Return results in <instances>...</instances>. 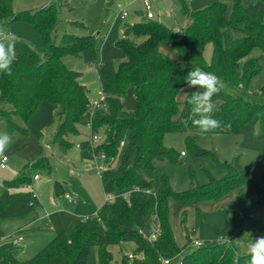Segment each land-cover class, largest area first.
Returning <instances> with one entry per match:
<instances>
[{"label":"trees","instance_id":"trees-1","mask_svg":"<svg viewBox=\"0 0 264 264\" xmlns=\"http://www.w3.org/2000/svg\"><path fill=\"white\" fill-rule=\"evenodd\" d=\"M186 14L189 22L181 33L148 17L125 25L116 46L125 52L126 59L116 66L110 57H103L97 67L101 97L106 105L94 111L91 132L96 133L101 126L106 130L103 142L94 149L96 153H105L109 163L118 159L115 168L108 166L102 172L104 190L119 192L139 186L142 191H133L129 199L120 196L104 203L97 213L81 218L70 233L62 230L55 234L28 259H19L17 248L0 249V264H87L94 245L100 246L99 264H110L107 246L122 241L135 242L133 252L144 253L135 261L124 255L123 264H161V257L173 258L183 250L176 244L169 225L168 199L173 196L189 205L234 190L238 198L232 216L224 207L213 212H197L201 244L181 255V264H246L250 259L239 246L246 239L234 231L243 228L246 221L254 222L258 231H264V225L252 216L264 207V189L254 184L238 158L231 163L222 162L214 152L199 148L196 139L187 135L185 142L194 154L212 156L226 169V174L181 192L170 186L167 174L162 177L160 189L155 190L153 161L175 157L176 151L163 143L166 133L179 131L182 122L196 129L192 123V105L188 103L196 89L188 88L185 83L189 71L199 67L225 82L248 87L261 70L260 58L250 54L255 48L264 54V0L249 4L233 0L231 8L222 0H210L202 9H186ZM15 20L33 23L42 35L43 44L34 47L23 40H8L15 45L16 60L10 76L0 74V113H5L11 122V114L29 119L43 101L57 105L53 141L67 153L72 145L69 136L81 132L92 102L88 87L79 80L81 72L68 68L63 56L79 54L90 45L93 35L65 34L57 42L52 34L56 23L52 6L13 12L12 0H0V27ZM138 37L142 40L136 42L134 39ZM209 41L213 44V55L207 64L204 48ZM165 44L174 48L176 58L164 52ZM131 87L137 100L133 110L126 108L123 99ZM184 87L187 92L180 107L178 94ZM257 94L258 99L253 102L224 91L214 96L213 101H219L214 117L222 122V127L212 132H239L257 114L264 125V85ZM5 102L12 105L11 111L3 109ZM27 167L17 178L4 181L0 223L8 218H24L41 206L34 191L22 188L32 181ZM247 188L257 192L255 199ZM145 189H153L156 195L146 193ZM155 215L161 231L150 243L140 229L149 232ZM191 243L189 240L188 244Z\"/></svg>","mask_w":264,"mask_h":264},{"label":"rangeland","instance_id":"rangeland-1","mask_svg":"<svg viewBox=\"0 0 264 264\" xmlns=\"http://www.w3.org/2000/svg\"><path fill=\"white\" fill-rule=\"evenodd\" d=\"M148 1L154 15L153 19L180 33L189 22L186 9H202L210 2V0ZM222 1L226 2L229 8L232 7L233 0ZM256 1L244 0V3ZM119 4L127 10L126 18L118 16ZM44 6H52L55 11L56 23L52 34L57 42L65 34L93 35L89 46L83 48L79 54L64 55L63 60L68 68L81 72L79 80L88 87L90 101L96 102L102 95L97 67L103 57H110L116 66L126 59L125 52L116 46V41L122 38L125 25L147 19L144 0H12L13 12ZM2 28L11 33L8 37L10 41L23 40L34 47L43 44L42 35L31 22L15 20ZM134 40L139 42L142 38ZM163 50L176 58L172 46L168 47L165 44ZM212 55L213 44L209 41L204 48L207 64L211 63ZM250 56L260 58L261 70L252 77L248 87L226 82L227 88L222 91L253 102L258 99L257 92L264 85V54L260 48H255ZM186 92L187 88L184 87L178 94L180 107ZM123 99L127 109L136 108L137 100L132 87L128 89ZM213 102L216 110L219 101ZM2 107L6 111L12 110V105L8 102L3 103ZM57 109V105L43 101L29 119L20 114H11V122L5 113H0V132L7 133L12 140L10 146L0 154V160L3 156L8 159L5 167L0 166V194L5 188L4 181L17 178L21 170L28 166L27 172L32 178L30 186L35 188L34 192L43 203V206L38 207L31 215L4 219L0 223V228L4 232L1 248H17L18 258L22 260L34 256L58 232L65 230L70 233L81 216L97 213L106 203L107 196L102 184V172L106 167L115 168L118 164V159H113L109 163L100 156L101 152H95L94 148L104 140L102 137L105 135L106 127L98 128L96 134L100 136V140L93 142L90 127L91 108L81 124V132L69 136L72 145L68 152L64 153L60 145L53 141L57 126L55 117ZM187 135L196 139L199 148L214 152L222 162L231 163L238 158L243 168L250 172L254 184L264 189V125L257 114L239 132L201 134L197 129H191L182 122L179 131L166 133L163 143L174 149L176 154L174 158L153 161L155 190L160 189L164 174L168 175L170 186L178 192L188 190L197 184H206L211 177L221 179L226 174V169L212 156L195 155L185 142ZM182 151L185 155H182ZM37 160L40 162L35 164ZM100 163L104 164L103 169L99 168ZM35 174L39 175L37 180L33 178ZM246 190L253 199L257 197L254 189ZM66 194H69V197L66 198ZM237 198L238 192L234 190L216 199L200 200L189 205L182 204L173 196L168 199L169 225L176 244L183 249L181 255L198 247L193 244L199 236L196 227L197 212H212L224 207L232 216ZM53 199L57 204H53ZM76 205L81 206L76 208ZM252 216L264 225V207L257 209ZM30 217H38L41 229L30 233L19 231L18 227L25 224ZM234 233L246 239L239 242L243 252H247V246L252 239L264 235V231H258L256 224L250 221H246L243 228L237 227ZM15 238L18 240L14 241ZM189 240H192L191 244H188ZM135 247L133 241L108 245L107 250L111 253L110 264H123L124 255L133 253ZM99 257L100 246L94 245L87 264H99ZM135 260L136 257L131 261ZM174 262L172 260V263Z\"/></svg>","mask_w":264,"mask_h":264},{"label":"clouds","instance_id":"clouds-1","mask_svg":"<svg viewBox=\"0 0 264 264\" xmlns=\"http://www.w3.org/2000/svg\"><path fill=\"white\" fill-rule=\"evenodd\" d=\"M10 35V32L0 27V74L9 76L16 60L15 45L8 42ZM185 83L188 88L196 89L188 99V103L192 105L194 127L201 134L221 128L222 122L214 117L216 106L213 97L227 88L226 82L214 73L197 67L187 73ZM11 143V137L5 132H0V154H3ZM247 255L250 259L246 264H264V235L252 239L247 246Z\"/></svg>","mask_w":264,"mask_h":264},{"label":"built area","instance_id":"built-area-1","mask_svg":"<svg viewBox=\"0 0 264 264\" xmlns=\"http://www.w3.org/2000/svg\"><path fill=\"white\" fill-rule=\"evenodd\" d=\"M144 6L146 8V16L148 18H153L154 15H153V12L151 11V8H150V3L148 0H144ZM118 16H120L121 18H126L128 16V12L127 10L125 9V7L121 4H119V10H118ZM106 103L104 101V98L100 97L96 102L92 103V106H91V109H92V115L94 113V111L98 108H102V107H105ZM92 126V121L90 122V127ZM91 138H92V141L93 142H96V141H99L100 140V136L97 135L96 133L94 132H91ZM103 139L105 138V136L102 137ZM182 155H185V152H182ZM100 156L106 160V155L105 153H101ZM7 157L6 156H3L0 160V166L1 167H5L6 166V162H7ZM99 168L100 169H103L104 168V164H99ZM39 178V175H35V179ZM26 188V185L24 186ZM133 191H142V188H140L139 186H135V187H132L130 189H127V190H122V191H119V192H108L107 193V196H106V202H112L114 201L117 197H125L126 199H129V196L130 194L133 192ZM146 193L148 194H153V195H156V192L153 190V189H145L144 190ZM36 194V193H35ZM37 195V194H36ZM67 197H69V194H66ZM154 222H153V225L150 229L149 232H146L144 229H140V233L143 235V237L150 243H152L153 241H155L161 231V224H160V221L158 219V216L155 215L154 217ZM18 239H14V241H17ZM193 244L194 245H197L199 246L201 244L200 240L199 239H196L193 241ZM129 256V259H134L135 257L136 258H141L144 256V253H140V254H135L134 252L133 253H130L128 254ZM161 260V264H172V260H174L177 264H181V259L178 256H175L173 258H163L161 257L160 258Z\"/></svg>","mask_w":264,"mask_h":264},{"label":"crops","instance_id":"crops-1","mask_svg":"<svg viewBox=\"0 0 264 264\" xmlns=\"http://www.w3.org/2000/svg\"><path fill=\"white\" fill-rule=\"evenodd\" d=\"M183 152V151H182ZM35 175H38V174H35ZM35 175H34V179H35ZM38 179V178H37ZM36 179V180H37ZM22 188H25V187H22ZM25 189H31L32 191H35V188L33 187V186H30V184H28V185H26V188ZM34 189V190H33ZM66 198H67V196H66ZM40 201H41V199H40ZM53 204L55 205V204H57V202L53 199ZM41 206H43V203H42V201H41ZM81 205H76L75 207L76 208H79ZM103 206V205H102ZM101 206V207H102ZM215 211V210H214ZM213 212V211H212ZM32 214V213H31ZM30 214V215H31ZM91 214H95V213H91ZM91 214H88V215H91ZM44 215V214H43ZM42 215V216H43ZM87 214L86 215H83V216H81L80 218H79V220L81 219V218H83V217H85V216H88ZM39 223V219H38V217H30V219L27 221V222H25V224H23V225H21V226H19L18 227V230L19 231H24V232H27V233H30L31 231H33V230H40L41 229V226L38 224ZM1 229V228H0ZM2 230V229H1ZM30 230V231H29ZM2 232H3V230H2ZM4 240V232H3V235L2 236H0V249H4V248H1V246L3 245V241Z\"/></svg>","mask_w":264,"mask_h":264}]
</instances>
